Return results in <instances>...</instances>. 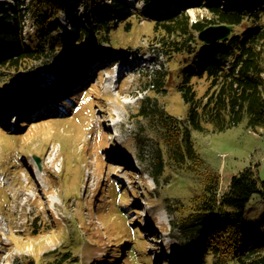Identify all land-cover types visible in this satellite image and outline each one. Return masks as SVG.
Returning a JSON list of instances; mask_svg holds the SVG:
<instances>
[{
  "label": "rangeland",
  "instance_id": "obj_1",
  "mask_svg": "<svg viewBox=\"0 0 264 264\" xmlns=\"http://www.w3.org/2000/svg\"><path fill=\"white\" fill-rule=\"evenodd\" d=\"M6 1L12 0H0V3ZM128 1L135 9L142 7V1ZM184 2L157 0L154 9L167 13L179 11ZM66 3L74 15L72 1ZM83 3L79 11L84 15L87 9L84 0ZM187 13L190 20L208 15L206 8H190ZM2 17L0 11V20ZM70 17V14L61 13L59 21L67 24ZM146 22L137 17L129 31L120 25L111 36L114 43L106 40L100 47L90 48L82 58L67 49L69 38H61L59 50L50 49L40 62L27 65L17 74L6 72V76L0 77V105L9 117L17 114L16 111L25 116L28 108L23 112L20 109L30 99L40 97L42 104L49 103L53 93L60 95L58 93L68 87L61 81L74 70L73 65L77 70L84 68L86 71L94 61L100 62L85 86L87 101L78 113L70 110L67 118L59 117L49 123L27 122V119L14 116L16 121L6 128L10 130L9 134L0 129V264L49 263L59 249L62 250L64 241L73 236L69 224L75 217L92 223L94 230L106 229V220L101 218V213L108 210L116 195L114 180L121 184L125 193L119 199L120 205L126 208L134 225L141 228L144 240L136 241L137 255L131 256L128 252L130 242L124 244V249L109 246L102 251L94 239L86 238L83 249H76L69 263L96 264L105 257V264L193 262L194 250L181 240L179 232L171 229V220L175 217L167 207L174 199L186 200L192 189L187 188L172 168H165L162 174L155 171L158 182L152 178L158 140L148 121L137 116L140 100L146 98L148 106L158 104L175 116L184 118L188 112V106L178 92L180 79L176 69L180 57L168 59L156 49L158 45L154 48L152 42L146 40L151 32ZM25 23L26 35L35 37L32 18L27 17ZM52 36L57 37V33ZM155 69H160L159 86L152 81ZM96 74H99L97 80ZM46 78L62 85L53 86L45 96L27 95L42 90ZM148 78L151 79L149 82ZM13 79H17L16 82ZM196 84L199 93H203L208 81L200 78ZM10 106L19 110L14 111ZM55 114L54 111L51 115ZM92 128L100 134L92 135ZM13 133H19V136L13 138ZM193 133L198 151L223 176L252 165L264 179V127L249 130L243 121L224 131ZM15 151L16 154L9 158ZM86 154L90 156L89 160ZM13 168H17L16 171ZM137 171H141V177ZM4 184L10 188L7 208L8 202L3 198ZM247 214L255 229L264 235V198L253 195L247 205ZM35 218L37 226L43 228L39 235L32 234ZM81 234L85 236V230Z\"/></svg>",
  "mask_w": 264,
  "mask_h": 264
},
{
  "label": "trees",
  "instance_id": "obj_2",
  "mask_svg": "<svg viewBox=\"0 0 264 264\" xmlns=\"http://www.w3.org/2000/svg\"><path fill=\"white\" fill-rule=\"evenodd\" d=\"M70 1L74 15L67 0L0 3V77L6 72L17 74L29 64L40 62L50 49L59 50L61 38L70 39L67 49L71 53L82 55L84 49L100 47L106 40L114 43L111 36L120 25L129 31L134 19L144 18L151 28L146 40L154 48L158 45L156 49L168 59L180 57L176 69L178 92L188 106L184 118L158 104L148 106L147 98L140 100L137 109V116L148 121L158 140L152 178L158 182L155 171L162 174L165 168H172L192 189L186 200L177 198L176 203L167 205L175 217L171 229L193 248L192 264H264V235L255 229L247 214L253 195L264 198V179L252 165L223 176L198 151L193 133L224 131L243 121L249 130L264 127V0H187L185 10L165 17L155 11V0H138L142 1L140 9L133 8L127 0H84V15L79 11L83 0ZM190 8H206L208 15L192 21L187 13ZM61 13L71 15L67 25L59 21ZM27 17L32 18L35 37L25 33ZM211 24L235 27L226 39L204 43L198 34ZM159 74L160 69H155L152 79L158 86ZM200 78L208 81L203 93L196 84ZM114 181L116 195L108 210L101 213L106 229L94 230L92 223L75 217L69 224L75 233L46 264H70L72 253L83 249L86 238L94 239L102 251L109 246L124 249V244L130 242L128 252L137 255L136 241L144 240L141 228L120 205L119 199L125 193ZM3 189L7 208L10 188L4 184ZM148 195L152 199L151 192ZM36 221L37 218L32 222L33 235L43 232ZM105 259H95L96 264H105Z\"/></svg>",
  "mask_w": 264,
  "mask_h": 264
},
{
  "label": "water",
  "instance_id": "obj_3",
  "mask_svg": "<svg viewBox=\"0 0 264 264\" xmlns=\"http://www.w3.org/2000/svg\"><path fill=\"white\" fill-rule=\"evenodd\" d=\"M234 25H209L198 34V38L205 43H213L226 39L232 32Z\"/></svg>",
  "mask_w": 264,
  "mask_h": 264
},
{
  "label": "bare ground",
  "instance_id": "obj_4",
  "mask_svg": "<svg viewBox=\"0 0 264 264\" xmlns=\"http://www.w3.org/2000/svg\"><path fill=\"white\" fill-rule=\"evenodd\" d=\"M96 65H97V61H94L93 64H92V66L89 68V70L86 71V72H87L86 75L90 74L91 72H94V69H95L94 67H97ZM72 68L75 69L76 66L73 65ZM40 74H41V73H40ZM86 75H85V76H86ZM39 76H43V75H39ZM85 76H84V77H85ZM85 79H86V78H85ZM74 84H75V83H74ZM64 90H65V89H64ZM64 90H61V91H64ZM35 104H38V103H35ZM27 108H28L27 106H23L20 110H21V111H25Z\"/></svg>",
  "mask_w": 264,
  "mask_h": 264
}]
</instances>
